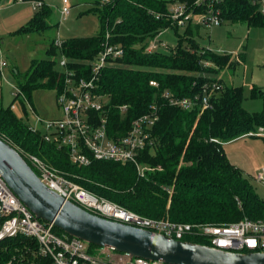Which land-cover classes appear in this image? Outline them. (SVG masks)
<instances>
[{"label":"trees","instance_id":"16d2710c","mask_svg":"<svg viewBox=\"0 0 264 264\" xmlns=\"http://www.w3.org/2000/svg\"><path fill=\"white\" fill-rule=\"evenodd\" d=\"M102 1L97 0L91 8L99 20V32L68 38L59 48L78 77L89 76L86 61L94 59L107 39L124 49L121 58L101 70L96 84L107 103L108 130L113 136L126 133L135 117L152 110L157 113L158 120L151 130L153 143L138 156L145 167L143 174L139 175L136 167L128 163H71L65 148L43 141L41 134L32 131L10 107L0 106V137L25 153L40 156L88 191L143 217L217 224L243 218L264 221V198L242 169L230 162L223 148L237 138H264L250 134L264 128V102L262 111H246L241 86H226L213 75L232 67L234 57L199 48L190 34L179 37L175 46L166 51L145 50L148 40L162 30L170 27L177 31L178 25L167 17L170 2H184L198 13H204L208 5L195 6L196 0ZM212 7L221 20L264 27L260 0H217ZM49 13L43 3L16 32L44 30ZM54 46L51 43L50 54H54ZM205 62L211 65L205 66ZM54 64L52 58L34 60L23 79L18 78L17 88L27 101L36 88L62 90L63 75ZM212 82L219 83L221 89L210 96L211 107L201 111V97L209 91L204 92V86ZM166 92L177 98L197 96L198 101L190 110H184L171 105ZM253 94H259L258 90L254 89ZM122 105L127 107L124 112L118 109ZM187 240L208 244L202 237ZM35 250L36 243L31 238L5 239L0 242V264L12 257L14 264H49Z\"/></svg>","mask_w":264,"mask_h":264},{"label":"built area","instance_id":"2783aa9c","mask_svg":"<svg viewBox=\"0 0 264 264\" xmlns=\"http://www.w3.org/2000/svg\"><path fill=\"white\" fill-rule=\"evenodd\" d=\"M24 1V0H18ZM217 0H196L195 6L207 4L202 24L208 28L218 25L221 19L212 4ZM104 3V0L102 1ZM33 9L43 5L42 1H30ZM209 3V4H208ZM264 11V10H263ZM194 12L184 2H175L169 8L167 17L177 25H184ZM61 18L70 13L67 0H62ZM161 33V32H160ZM160 33L148 40L145 47L147 53L159 49L166 51L168 47L158 38ZM109 34H106V38ZM62 41L55 39L54 45L60 47ZM124 55L121 46L111 44L108 39L102 50L92 60L86 61L89 67L88 77H78L69 68L67 59L63 56L61 65L64 67L63 87L57 92V104L62 111L59 119L44 120L46 131L40 133L42 140L65 148L71 163L78 166L90 164L93 160H108L122 164H133L139 175L143 174L144 166L139 162V153L148 145H152L151 130L158 120L155 110L135 117L126 133L113 136L108 130V108L106 101L98 89L96 81L104 67L114 64V60ZM6 61L0 55V70L6 66ZM205 66L211 65L209 62ZM150 84L156 85L154 81ZM201 97V111L211 107L210 96L221 89V85L212 82L204 86ZM15 88L14 97L20 95ZM165 97L171 105L190 110L198 101L197 96L177 98L166 92ZM25 101L27 99L23 96ZM31 108V107H30ZM126 105L119 106L122 112ZM32 109V108H31ZM33 110V109H32ZM30 129L36 132L33 128ZM264 136V128L255 133ZM17 151L34 170L42 183L50 190L58 193L85 210L104 218L145 228L161 233L167 237L182 241L187 238L202 237L207 245L233 252H264V221L243 218L230 223H188L176 222L166 218L156 219L143 217L122 206L100 197L53 168L40 156ZM258 182L264 183V168L256 175ZM24 236L36 243L35 253L47 258L49 264H166L159 260H148L132 256L126 252L116 251L110 247H90L85 241L57 233L53 223L37 219L34 214L19 200L5 180L0 175V242L5 239ZM192 242V241H189ZM3 264H14V257Z\"/></svg>","mask_w":264,"mask_h":264},{"label":"rangeland","instance_id":"374dc122","mask_svg":"<svg viewBox=\"0 0 264 264\" xmlns=\"http://www.w3.org/2000/svg\"><path fill=\"white\" fill-rule=\"evenodd\" d=\"M16 2L17 0H10ZM70 13L61 18L62 0H44L50 9L48 26L41 31L17 33L16 31L30 20L34 14L31 3L25 5L33 11L29 17L16 16L14 10L0 16V55L6 66L0 70V106L10 107L11 111L27 126L44 133L47 129L44 120L59 119L62 111L57 104L55 88H36L32 90L29 101L20 94L14 98L19 77L30 68L32 61L45 58L55 60L54 67L63 72V58L60 48L54 46L50 54V45L54 40H66L71 37H86L97 34L100 30L98 17L91 8L97 0H67ZM18 2V1H17ZM0 2V9H1ZM20 3V2H18ZM174 2L168 4L172 7ZM23 5V4H21ZM260 9L264 10V0H260ZM1 11V10H0ZM184 25H178L177 31L166 28L159 39L167 47H173L179 37H192L199 48L215 53H227L234 57L232 67L214 73L226 86H241L242 107L250 112H260L264 102V27H249L243 22L222 19L220 24L208 28L202 24L203 15L192 12ZM188 28L189 31H186ZM212 75V76H213ZM258 90L257 95L253 91ZM33 109H31V108ZM227 158L242 169L245 176L254 181V175L264 166V138L242 137L226 142L223 146ZM258 194L264 198V183L255 182ZM168 219V218H166ZM170 220V219H169ZM94 250V246H92Z\"/></svg>","mask_w":264,"mask_h":264},{"label":"water","instance_id":"95a60500","mask_svg":"<svg viewBox=\"0 0 264 264\" xmlns=\"http://www.w3.org/2000/svg\"><path fill=\"white\" fill-rule=\"evenodd\" d=\"M0 175L37 219L88 244L166 264H264V252H233L177 240L91 213L50 190L17 149L1 137Z\"/></svg>","mask_w":264,"mask_h":264},{"label":"crops","instance_id":"0c3cea01","mask_svg":"<svg viewBox=\"0 0 264 264\" xmlns=\"http://www.w3.org/2000/svg\"><path fill=\"white\" fill-rule=\"evenodd\" d=\"M2 1V3H1V11H0V16L3 14V16H4V12L5 11H9V10H14V12H18V13H16V16L17 17H19L20 15H24V13H26L27 15H29V17H30V15H31V13L33 12V11H28V7H26L25 5H28L27 3H24V2H26V1H18V2H20V3H18L17 1L16 2H11L10 0H0V2ZM40 1H42L43 3H44V0H40ZM27 2H29L30 3V1H27ZM21 4H23V5H21ZM35 12H36V9L34 10ZM29 21V20H28ZM2 106V105H1ZM3 107V106H2ZM29 127V126H28ZM30 128V127H29ZM231 162V161H230ZM232 163V162H231ZM235 165V164H234ZM261 168H264V166L263 167H261ZM261 168L259 169V171L257 170V172L255 173V175H254V181L253 180H251V182L253 183V185H254V187H255V182H258L257 180H256V175L260 172V170H261ZM241 169V168H240ZM259 183H261V182H259ZM256 189V188H255ZM257 191V190H256ZM258 193V192H257Z\"/></svg>","mask_w":264,"mask_h":264}]
</instances>
